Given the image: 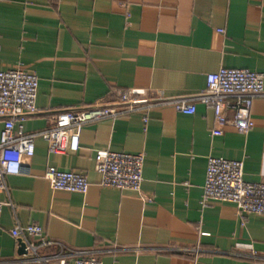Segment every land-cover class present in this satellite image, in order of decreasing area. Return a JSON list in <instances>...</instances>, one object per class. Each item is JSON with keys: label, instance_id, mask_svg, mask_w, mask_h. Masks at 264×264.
<instances>
[{"label": "crops", "instance_id": "obj_1", "mask_svg": "<svg viewBox=\"0 0 264 264\" xmlns=\"http://www.w3.org/2000/svg\"><path fill=\"white\" fill-rule=\"evenodd\" d=\"M221 68L264 80V0H0V70L38 78L40 112L24 121L28 134L49 129L66 106L117 90L194 95ZM193 103L190 115L165 106L70 128L63 153L37 137L22 159L26 171L5 176L0 264L19 255L16 224H36L64 252L102 264H264V216H239L227 201L201 203L209 157L241 160L245 181L264 182V95L252 100L246 133L225 125L214 135L212 110ZM102 150L144 155L139 191L99 186ZM48 167L86 175L87 192L54 190Z\"/></svg>", "mask_w": 264, "mask_h": 264}, {"label": "built area", "instance_id": "obj_2", "mask_svg": "<svg viewBox=\"0 0 264 264\" xmlns=\"http://www.w3.org/2000/svg\"><path fill=\"white\" fill-rule=\"evenodd\" d=\"M205 88L191 96L168 97L156 91L143 89L117 90L112 99H103L85 106H66L55 113L53 125L35 134L24 132V121L40 112L36 107L38 78L20 69L0 70V213L1 200L6 190L5 176L26 171L23 158L34 154V140H44L54 153L66 150V131L102 119H113L133 112H147L152 108L172 106L182 114H194V101L213 112L214 135L222 134L225 125L246 133L252 129V100L264 95L263 76L248 69L221 68L206 75ZM78 147L77 131L69 137L68 148ZM144 155L102 150L97 153L95 172L99 186L120 190L139 191L142 182ZM44 178L54 190L85 194L89 187L86 175L75 171L48 167ZM221 200L235 204L237 214L264 216V182H247L243 179V162L209 157L205 162V177L201 203ZM10 235L18 244L19 255L13 264H102L80 252L67 251L59 242L49 239L40 226L16 224ZM56 247L50 255L43 250ZM70 258L73 260L70 261ZM4 264V263H3Z\"/></svg>", "mask_w": 264, "mask_h": 264}]
</instances>
